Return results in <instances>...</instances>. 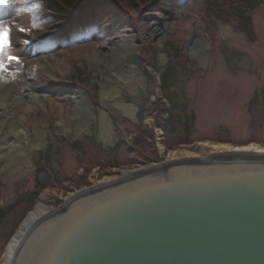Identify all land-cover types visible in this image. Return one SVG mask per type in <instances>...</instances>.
Listing matches in <instances>:
<instances>
[{"label": "rangeland", "instance_id": "1", "mask_svg": "<svg viewBox=\"0 0 264 264\" xmlns=\"http://www.w3.org/2000/svg\"><path fill=\"white\" fill-rule=\"evenodd\" d=\"M205 1L185 0L169 21L155 6L106 19L99 33L66 49L40 44L58 35L63 26L53 25L47 16L37 17L33 7H27L29 0H8L0 7V22L11 29L9 54L19 58V63L5 59L6 70L0 71V146H21L22 157L11 172L0 171V208L8 209L34 191L36 170L47 159L60 181L41 192L36 205L11 215L3 237L16 232L38 204L52 212L104 178L120 176L108 169L111 165L117 164L113 168L118 170L151 166L133 164L135 160L126 156L138 149L139 133L158 158L166 155L158 134V125L168 114L160 80L168 67L176 65L178 49L191 69H197H173L175 84L169 98L178 108L174 127L183 132L178 120L193 117L191 146L180 154L199 153L203 147L212 151L220 142L264 146V107L254 114L250 108L255 95L262 100L264 92V3L253 12V40H248L230 21L206 13L210 19L206 22ZM227 30L234 34L228 36ZM143 50L155 54L154 66L137 61ZM77 72L84 75L79 77L81 84L74 81ZM93 96L100 107L93 105ZM2 157L5 162L6 154ZM82 159L91 163L88 174ZM3 237L0 264L9 242Z\"/></svg>", "mask_w": 264, "mask_h": 264}, {"label": "water", "instance_id": "2", "mask_svg": "<svg viewBox=\"0 0 264 264\" xmlns=\"http://www.w3.org/2000/svg\"><path fill=\"white\" fill-rule=\"evenodd\" d=\"M14 264H264V156L184 159L83 190Z\"/></svg>", "mask_w": 264, "mask_h": 264}, {"label": "trees", "instance_id": "3", "mask_svg": "<svg viewBox=\"0 0 264 264\" xmlns=\"http://www.w3.org/2000/svg\"><path fill=\"white\" fill-rule=\"evenodd\" d=\"M152 2L153 0H29L27 7H33L34 12L40 10L41 12L36 14L37 17H43L42 13H44L46 10L55 13L57 17H46L53 25H59L62 21H65L72 39L70 44H66L64 42L61 43H63L65 47H68L71 44L73 46L75 43L78 44V42H85L93 34L99 33V30H102V24L106 19L119 17L126 11L147 6ZM184 2L185 0H159L157 7H159V10L163 12V14H165L169 20H171L178 9L183 6ZM205 2V13L209 15L211 14L218 20L224 22L230 21V23L239 33L243 34L244 37H247L249 40H253V12L264 3V0H207ZM82 11L85 13L84 21L82 22L84 25V30H81L79 26L81 20L74 17L76 13ZM209 21L210 19L208 20V23ZM214 22L215 20L212 21V23ZM59 39L60 38L52 37L46 40L42 46L53 44L54 47H58L60 43ZM180 53L181 49H178L175 52L176 58L174 60L176 61V65L168 67L161 79L162 90L163 93H166L167 97H170V89L175 84L176 73L173 71V69L178 68L179 70L181 69L185 72V69L180 63V59L178 58ZM140 57L141 58L138 57L137 61H139L141 66H144V64L147 66H154L156 64L154 54L147 50H143ZM79 74L83 75L81 72H79ZM259 101H262V104ZM261 107H264V92L262 94V100H260L259 94H256L254 101L250 103V108H252L251 111L253 114L255 109L260 112ZM177 110V106L174 105V108L169 116H167V119L164 116V119L159 123V126L164 128L166 131L169 149L176 147L179 142L190 141V127L193 117H186L183 121L180 119L178 120L179 125L184 128L183 132H181L177 127H174V119L178 117H176ZM164 113H166L165 108ZM177 130L182 134L179 137L176 136L178 133ZM144 137L150 138L147 134ZM181 137H183V139ZM136 145L138 149L136 148L137 150L135 152L130 154L128 153L129 151L126 152V156H128L129 160H135L133 161V164H149L158 161L155 151L150 148L148 144L143 143L140 133L137 137ZM120 146L121 145L117 146V150H119ZM115 166H117V164L111 165L109 168H113ZM88 173L89 171H86V174ZM34 181L36 186L34 191L19 197L12 207L8 209L0 208V239L3 237L2 234L6 232L5 225L7 224L11 215H14L17 210L23 206L30 207L36 205L41 192L46 189H54L56 186L60 185V181L57 180L56 175L54 176L50 174V172L43 166H40V168L36 170ZM13 231L3 237L2 240L10 241L15 232Z\"/></svg>", "mask_w": 264, "mask_h": 264}, {"label": "bare ground", "instance_id": "4", "mask_svg": "<svg viewBox=\"0 0 264 264\" xmlns=\"http://www.w3.org/2000/svg\"><path fill=\"white\" fill-rule=\"evenodd\" d=\"M228 31V30H227ZM233 35L234 33L228 31L227 35ZM108 97V95H107ZM2 99L0 98V110L3 107V104H1ZM3 126V122L0 121V130ZM21 142V141H20ZM41 139L37 140L35 145L39 147ZM19 143V142H16ZM209 146V145H207ZM212 151H208V147H203V150L199 153H183L180 154V152L174 153L170 156V159L165 163H171L176 162L184 159H209L211 157L216 156V154H221L224 152H240L245 154H251L253 156H264V146H258V145H250V146H243V147H236L232 145H219V146H213L211 148ZM21 152V146H0V171L3 169L7 172H11V170L14 169V164L19 162L22 157L18 156V153ZM7 156V159L5 162H3L2 156ZM18 156V157H17ZM17 159V160H16ZM156 165H153L152 167H155ZM148 166L141 167L137 170L134 169H125L120 171V176L116 177H106L103 180L99 181L98 184L95 187H99L102 185H106L118 180L129 178L130 176H133L139 172H142L147 169ZM51 212L46 208L43 204H38L33 212L27 215L26 219L21 223L20 228L15 232L12 239L8 242L4 256H3V263L2 264H14L16 254L20 250L22 243L25 241L27 236L30 234L31 230L34 228V226L40 222L44 217L48 216Z\"/></svg>", "mask_w": 264, "mask_h": 264}, {"label": "snow or ice", "instance_id": "5", "mask_svg": "<svg viewBox=\"0 0 264 264\" xmlns=\"http://www.w3.org/2000/svg\"><path fill=\"white\" fill-rule=\"evenodd\" d=\"M8 0H0V7H5L7 5ZM20 32H24L25 29L21 28ZM10 32L11 29L7 26H4L2 22H0V71L6 70L5 59L8 63L16 62L19 63V58L16 56H12L9 54L8 49L10 48ZM25 44L28 43L27 40L24 41Z\"/></svg>", "mask_w": 264, "mask_h": 264}]
</instances>
